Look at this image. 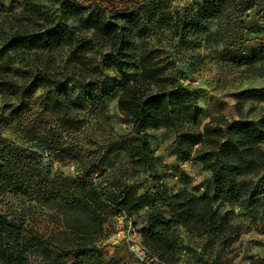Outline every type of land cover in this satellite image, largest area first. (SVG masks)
<instances>
[{
    "label": "trees",
    "instance_id": "1",
    "mask_svg": "<svg viewBox=\"0 0 264 264\" xmlns=\"http://www.w3.org/2000/svg\"><path fill=\"white\" fill-rule=\"evenodd\" d=\"M249 1L253 6V0H211L172 25L170 18L166 28L185 44L189 33L197 37L204 23L212 21L214 36L223 46L245 45ZM151 6L145 1L144 7L109 10L78 0H24L17 9L1 6L3 108L17 116L39 91V103L57 125L78 130L79 111L85 107L65 87L77 86L95 108L104 97L99 89L93 95L91 87L106 79L110 68L119 76L117 108L130 128L110 138L98 160L113 152L127 153L126 169L118 168L114 175L99 173V165L91 161L75 176H41L31 155L0 147V195L21 196L54 210L50 219L56 225L52 232L40 233L26 226L24 215L0 211V264H86L83 258L106 236L108 216H122L137 226L141 213L136 228L152 261L177 264L184 256L188 264H235L237 253L231 242L250 226L232 221L222 206L235 205L247 212L264 196V115L230 121L210 114L202 130H194L202 109L195 91L156 59L145 22ZM257 21L258 30L264 32V10L257 13ZM261 42L264 47V36ZM92 51L100 56L89 54ZM260 59L264 55L252 54L240 63ZM15 64L26 74L16 76ZM249 94L264 100V89H245L238 95ZM157 129L176 132L172 154L209 172L212 195L186 186L171 189L160 179L149 141V131ZM47 149L58 160L78 159L69 145L51 142ZM138 173L146 174L150 185L140 187ZM185 235L202 239L201 246L185 242ZM250 264H264V257L252 256Z\"/></svg>",
    "mask_w": 264,
    "mask_h": 264
},
{
    "label": "rangeland",
    "instance_id": "2",
    "mask_svg": "<svg viewBox=\"0 0 264 264\" xmlns=\"http://www.w3.org/2000/svg\"><path fill=\"white\" fill-rule=\"evenodd\" d=\"M83 4H100L109 10L124 9L135 4L144 7V2H151V9L145 16L151 32L150 46L156 49V59L166 64L174 74L180 77V83L192 88L197 95V103L202 109L198 121L192 125L201 131L210 114L224 115L228 120H256L264 115V100L249 95H238L245 89H264V60L252 64H242L245 56L264 55L261 38L264 32L258 30L257 13L264 10V0H253L246 3L244 22L247 28L248 42L238 47H226L214 36V22L204 23V29L198 33L188 34V42H178L168 27L178 17L192 16L199 8L208 6L211 0H78ZM24 0H0V8L5 5L10 9L21 7ZM250 7V8H249ZM144 22V13H143ZM89 54L100 56L98 52ZM108 77L92 87V94L99 89L104 101L97 107H90L83 91L74 85L65 88L74 101L82 106L80 112V128L67 130L59 127L49 111L39 103L40 92L34 93L29 105L17 116L11 115L2 107L0 94V147L37 160V172L45 174L75 176L82 173L93 161L98 170L114 175L118 168L126 169L128 155L118 151L102 160L106 145L117 133L129 130L130 123L125 121L117 108V97L121 87L119 76L110 68H106ZM13 72L23 76L26 71L15 64ZM176 132L170 129L149 131V141L154 149L156 165L160 179L171 189H177L184 182L200 194L210 191L209 175L201 165L188 160L183 166L179 157L172 154L173 140ZM62 143L71 146L78 156L77 161L52 158L47 149L50 143ZM100 158V159H99ZM36 166V165H35ZM35 166H32L34 170ZM39 170V171H38ZM128 172V168L126 170ZM36 172V174H38ZM140 187L150 185L146 174L138 173ZM222 210L227 211L232 221L250 226V231L240 235L231 242L237 253L235 264H249L252 256L264 257V196L258 198L257 204L250 211H241L235 205L224 204ZM0 211L8 215H24L28 228L40 233L55 230L56 225L50 215L54 210L41 206L35 201L13 194L0 195ZM136 217L135 227H139L141 217ZM127 225L109 216L105 223L106 236L99 242V247L92 249L83 258L86 264H159L156 261L141 262L135 259L127 248L125 238ZM139 240H141L139 236ZM185 242L199 248L202 239L191 235L184 236ZM107 247V248H104ZM177 264H188L186 257H181Z\"/></svg>",
    "mask_w": 264,
    "mask_h": 264
},
{
    "label": "built area",
    "instance_id": "3",
    "mask_svg": "<svg viewBox=\"0 0 264 264\" xmlns=\"http://www.w3.org/2000/svg\"><path fill=\"white\" fill-rule=\"evenodd\" d=\"M116 219L128 227L125 238L127 240V248L130 250L132 256L141 262L152 261L153 258L148 255L146 248L139 240V234L133 222L129 219H125L122 216H118Z\"/></svg>",
    "mask_w": 264,
    "mask_h": 264
},
{
    "label": "crops",
    "instance_id": "4",
    "mask_svg": "<svg viewBox=\"0 0 264 264\" xmlns=\"http://www.w3.org/2000/svg\"><path fill=\"white\" fill-rule=\"evenodd\" d=\"M179 160H180V163L182 164V166H183L186 162H188V160H187V161H182L180 158H179ZM198 164H199V163H198ZM199 165H200V164H199ZM207 173H208V175H209V172H208V171H207ZM181 186H186L187 188H189L185 182H184L183 184H181ZM209 186H210V191L208 192L207 195H212L213 190H212L211 185H209ZM189 189H190V188H189ZM196 193H198V192H196ZM198 194H200V193H198ZM104 248H107V247H104ZM249 264H250V260H249Z\"/></svg>",
    "mask_w": 264,
    "mask_h": 264
}]
</instances>
